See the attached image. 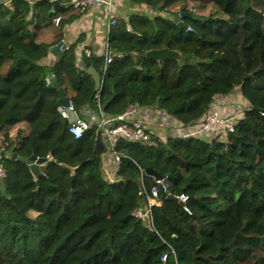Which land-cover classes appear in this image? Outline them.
<instances>
[{
    "label": "trees",
    "instance_id": "1",
    "mask_svg": "<svg viewBox=\"0 0 264 264\" xmlns=\"http://www.w3.org/2000/svg\"><path fill=\"white\" fill-rule=\"evenodd\" d=\"M129 1L159 11L176 6L187 29L163 15L124 17L109 35L111 48L124 56L107 67L85 33L53 64L44 63L66 26L83 16L72 0L0 2V140L7 169L0 264H264V0ZM194 8L202 20L192 18ZM44 31L56 41H41ZM85 45L103 78L99 90L80 64ZM165 47L185 60L146 55ZM52 74L81 117L86 105L99 114L97 94L108 117L135 104L162 110L186 129L220 95L241 90L249 109L227 142L121 138L119 170L108 179L109 151L103 136L98 149V122L81 138L69 132L57 90L48 86ZM31 156L52 157L39 177ZM148 168L166 178L167 194L189 197L190 213L159 192L153 207L159 234L133 215L147 197L142 170L149 192L156 184Z\"/></svg>",
    "mask_w": 264,
    "mask_h": 264
},
{
    "label": "built area",
    "instance_id": "2",
    "mask_svg": "<svg viewBox=\"0 0 264 264\" xmlns=\"http://www.w3.org/2000/svg\"><path fill=\"white\" fill-rule=\"evenodd\" d=\"M72 5L80 9L83 15H88L93 9H99L102 13V17L105 21V43L103 55L105 57V66L112 63L115 57H123L124 54L117 52L111 48L109 44V35L112 29L120 22V15L118 10V0H72ZM195 14V13H194ZM92 18V17H90ZM178 22H183L181 14H177ZM87 21V18L81 17L80 21ZM60 17L56 19V23L59 24ZM131 29V26L128 25ZM188 31H194L192 26H188ZM64 48H69V41L63 39ZM240 92V91H239ZM98 97V96H97ZM234 94L220 95L216 97L214 103L210 107V110L206 116L200 121V123L194 126H188L184 128L174 117L162 110H152L148 107L139 108L137 105H130L120 115L116 117H108L100 104L98 99L97 106L99 108V114L94 113L90 118H79L77 122L70 124L69 132L75 136V138H81L85 133L93 127L94 123L98 121L99 127L106 140L108 147V157H106L105 166L111 169V174L115 175L119 170L120 156L116 151V146L121 138L129 141H142L151 142L153 137L167 141L171 138L190 139L192 137L210 136L219 139L218 137L228 136L229 133L235 131L239 116L235 112L236 105H234ZM232 102V103H230ZM235 106V109L230 113H223L217 109V107L230 105ZM75 110V104L71 97L68 96V103H59V113L67 119L71 118L72 111ZM244 116V115H243ZM110 125H112L110 127ZM222 140V139H219ZM5 146L3 141L0 140V189L1 182L7 177L6 158H5ZM110 161V163H109ZM144 173L142 170L141 176V188L144 193L147 194L145 201L139 203L133 211V215L142 220L145 224L151 227L156 233L159 234L155 227L154 209L156 205H159V192L167 189L166 178L156 179V184L151 188L150 192L146 188ZM106 175V173H105ZM147 175V174H146ZM179 200L182 202L184 210L191 212L188 205L189 197L187 194H182ZM174 252V251H172ZM167 256L162 259L166 262Z\"/></svg>",
    "mask_w": 264,
    "mask_h": 264
},
{
    "label": "water",
    "instance_id": "3",
    "mask_svg": "<svg viewBox=\"0 0 264 264\" xmlns=\"http://www.w3.org/2000/svg\"><path fill=\"white\" fill-rule=\"evenodd\" d=\"M62 6L61 4H59L58 2H55V7H59ZM192 14V13H191ZM188 14V15H191ZM183 16H186L185 14ZM192 18L194 20H202V18L198 15L193 14ZM178 26L181 30H186L187 29V25L183 22L178 23ZM62 46H63V41L59 42L58 44L52 46L50 48V55H49V59H50V63H54L56 61V57L59 56L62 52ZM89 48V45H85V47L82 49L81 51V57H82V63L84 65H86L88 68L86 69V72L88 74H90L95 82V87L97 90H99L102 86V82H103V78L101 76V74L99 73V71L95 68V66L91 63L89 55L87 53V49ZM147 57L150 59H158V60H165L167 58H175V59H181L182 61L185 60V56H182L178 51L176 50H172L168 47L162 48V49H153L150 50L146 53ZM52 76V80L51 82L48 83V86L50 88L56 89L58 92V101L59 103H68V94L66 92V90L64 89L63 86L60 85V83L55 79L54 74L51 75ZM79 119V115L78 113L74 110L71 113V118L69 119L70 123H75L77 122V120ZM112 125H110L111 127ZM98 149H100V146H103V140H102V131H99L98 134ZM138 142V141H136ZM52 160L51 156H48L46 158H37L36 156H31L30 157V161L33 162V164L31 165V169L33 171V173L39 177L40 175L43 174V172L40 169V166L45 165L46 163H48L49 161ZM147 173L150 176L155 177L156 179H162L163 177L154 169L152 168H148ZM75 180V176H73V181ZM164 195H166L168 198L174 199L176 201H178V197L177 196H173L171 194H167L164 190L162 191Z\"/></svg>",
    "mask_w": 264,
    "mask_h": 264
},
{
    "label": "crops",
    "instance_id": "4",
    "mask_svg": "<svg viewBox=\"0 0 264 264\" xmlns=\"http://www.w3.org/2000/svg\"><path fill=\"white\" fill-rule=\"evenodd\" d=\"M3 0H0V2H2ZM118 10H119V15L120 18H124L127 17L131 14H145L151 18H154L156 16H161L163 14L164 17H166L167 19H174L176 17L177 14V10L178 8L176 6H171L166 10H157V9H153L150 8L149 6L143 5V4H137V3H132L129 0H118ZM92 17V18H90ZM84 18H87V21H80V18L76 21H74L73 23L69 24L66 26V35L65 37L68 38L70 41H73L74 38H76V35L78 36V34L81 33V30H77L76 28H78V25H81L83 23V25L87 26L86 27V31L85 34L89 35V38L91 36H95L94 39V45L96 46V49L99 50V52H103L104 50V43H105V21L104 18L102 17V13L99 11V9H93L87 16L84 15ZM50 34V35H49ZM51 35H53L52 33H49L47 31H44L41 34V37H43V40L41 41H46V42H53L55 37L53 38ZM54 36V35H53ZM93 38V37H92ZM50 53V52H49ZM58 57V56H57ZM56 57V59H57ZM80 60V64L83 65L82 63V59H81V55L79 57ZM47 61L50 62L49 56ZM58 93V92H57ZM235 100L238 101V96L235 97ZM235 100L234 101L235 103ZM232 103V102H230ZM96 113V111H94V109L92 108L91 105H86L81 113V115L83 114L82 117L84 118H90L92 117V115ZM79 115V113H78ZM80 116V115H79ZM105 140V138H104Z\"/></svg>",
    "mask_w": 264,
    "mask_h": 264
},
{
    "label": "rangeland",
    "instance_id": "5",
    "mask_svg": "<svg viewBox=\"0 0 264 264\" xmlns=\"http://www.w3.org/2000/svg\"><path fill=\"white\" fill-rule=\"evenodd\" d=\"M4 2H5V4H8L11 0H3ZM209 12V10H207L206 11V13H208ZM193 13H195V14H197L198 13V9H196V8H194V10H193ZM163 15V14H162ZM79 19V18H78ZM77 19V20H78ZM86 21V20H85ZM86 27L87 26H85V25H83V23L81 24V25H78V28H76L77 30L79 29V30H81V33L80 34H78V36L76 35V38H74V42L78 39V37H79V35H81L82 33L84 34L85 33V31L87 30L86 29ZM50 35V34H49ZM53 38L55 37V36H53V35H51ZM85 37H87L86 38V43L88 42V41H91V42H93L94 41V39H95V36L93 35V36H91L90 38H89V35L88 34H85ZM93 37V38H92ZM56 38L57 37H55V39H54V41H56ZM64 39H67L68 41H69V45H71V43L73 42V41H71L70 42V40L68 39V38H64ZM40 40H43V37H40ZM51 43V42H50ZM94 43V42H93ZM54 46V45H53ZM52 47V46H51ZM50 47V48H51ZM65 50L67 49V48H64ZM50 52V51H49ZM80 53V52H79ZM63 54V53H62ZM50 55V53L46 56V58L44 59V63H46L47 62V59H48V56ZM240 91V92H239ZM231 94H234V97H233V99H235V97H237L238 96V101H236L235 100V104L234 105H236V109H235V106H233V104L232 105H230V106H228V107H225V106H221V107H217V109L219 108V110L220 111H222L223 113H230V112H232L234 109H235V112L234 113H237V115L239 116V119H241L242 117H244L243 115H245V113H246V110L247 109H249L248 107H249V105H248V101L247 100H245L244 98H243V96L241 95L242 93H241V90H236V91H234V92H232ZM229 95V94H228ZM217 98H218V96H217ZM227 137L228 136H224V137H218L219 139H222V140H220V141H224V142H227L228 140H227ZM204 138H206L209 142H211L212 140H213V138L214 137H210V136H207V137H204ZM218 139V140H219ZM106 141V140H105ZM106 157V156H105ZM109 163H110V161H109ZM111 163H110V168H111ZM109 167L107 168V172H106V177L108 178V179H111L114 175L113 174H111V172H110V170H108V169H110Z\"/></svg>",
    "mask_w": 264,
    "mask_h": 264
},
{
    "label": "clouds",
    "instance_id": "6",
    "mask_svg": "<svg viewBox=\"0 0 264 264\" xmlns=\"http://www.w3.org/2000/svg\"><path fill=\"white\" fill-rule=\"evenodd\" d=\"M177 14H178V13H177ZM177 14H176V17H175L174 19H171V20H176V22H178V20H177V19H178V18H177ZM83 16H84V15H83ZM83 16H81V17H83ZM81 17H80V18H81ZM120 20H121V19H120ZM180 22H181V21H180ZM180 22H179V23H180ZM62 51H63V50H62ZM102 53H103V52H102ZM102 53L100 52L101 55H103ZM80 55H81V54H80ZM81 58H82V57H81ZM68 96H69V95H68ZM97 96H98V97H97V102H98V99L100 100V98H99V97H100V94H97ZM69 97H70V96H69ZM97 102H96V105H97ZM100 104H101V103H100ZM97 107H98V106H97ZM98 109H99V108H98ZM75 111H76V110H75ZM79 118H84V117L79 116ZM68 120H69V119H68ZM97 122H98V121H97ZM98 123H99V122H98ZM70 124H72V123H70ZM100 131H101V129H100ZM102 136H103V134H102ZM103 137H104V136H103ZM106 145H107V143H106ZM32 164H33V162H32ZM42 166H43V165H42ZM40 167H41V166H40ZM147 176H150V175L147 173ZM152 177H153V176H152ZM153 178L156 180L155 177H153ZM155 182H156V181H155ZM154 185H155V184H154ZM162 191H163V190H162ZM164 191H165V190H164ZM159 204H160V203H159ZM156 206H157V205H156ZM135 208H136V207H135ZM154 219H155V216H154Z\"/></svg>",
    "mask_w": 264,
    "mask_h": 264
}]
</instances>
